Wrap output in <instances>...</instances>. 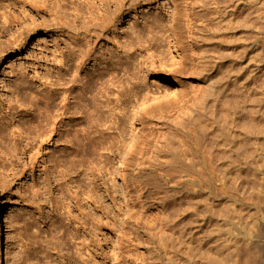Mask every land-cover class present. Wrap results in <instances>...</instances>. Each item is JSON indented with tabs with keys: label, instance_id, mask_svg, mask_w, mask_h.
I'll use <instances>...</instances> for the list:
<instances>
[{
	"label": "rangeland",
	"instance_id": "374dc122",
	"mask_svg": "<svg viewBox=\"0 0 264 264\" xmlns=\"http://www.w3.org/2000/svg\"><path fill=\"white\" fill-rule=\"evenodd\" d=\"M131 1L91 42L92 60L80 69L82 77L103 67L117 72L103 100L115 117L124 113L125 133L103 132L94 164L81 154L73 166L74 147L57 137L15 151L9 136L20 118L5 114L9 106L22 115L44 111L35 97L69 71L73 33L57 28L60 14L37 15L31 5L42 0H0V15L24 21L0 39V134L7 136L0 137V202L9 251L0 264H264V0H137L130 8ZM154 19L152 37L145 25ZM133 26L143 36L129 45ZM21 32H29L22 44ZM198 118L207 124L206 150L198 146L188 168L179 152L195 150Z\"/></svg>",
	"mask_w": 264,
	"mask_h": 264
},
{
	"label": "bare ground",
	"instance_id": "6f19581e",
	"mask_svg": "<svg viewBox=\"0 0 264 264\" xmlns=\"http://www.w3.org/2000/svg\"><path fill=\"white\" fill-rule=\"evenodd\" d=\"M125 1L126 0H42L41 5L39 6L31 5L34 9L37 10L38 16H41V13L48 14L49 16L53 17H57L58 14L71 16L68 23L64 22L62 24V21H64L63 15H59L58 19L60 20V23L57 24L55 22V18L52 19V22L56 23L58 29L67 27L70 31H72L74 35H69L70 32H68L67 35L72 40L74 46L69 53V58H67V64L71 63V66L65 67L68 68L69 71L66 70L67 72L61 75L62 77H57L58 80H56V78V81L54 80L55 82L53 81L52 83H50L49 87L51 86V89L46 95H40L41 97H38L39 95H36L37 97H35L38 99V101H43V112L38 110L37 113L34 112L35 114H32L28 113L29 111H25V114L22 115L23 113L20 114V112H22L21 110L17 111L18 107L16 108V110L11 106L7 108V112L5 114L9 117L12 116V121L15 120L16 116L20 118V120L17 122L18 125L16 127L18 130L17 135L15 134L16 131H11L9 136V138L18 143V145L15 144V151L19 146L20 150H22V153L27 154L35 148L37 142H40L42 146L45 145L47 141H50L54 137H57V143L61 142L64 145L70 144L74 147V150L72 151L73 162L74 158L80 156L81 154H86L90 158L89 164H94L95 160L97 159L98 150H104V147L101 148V142L95 140L97 136L101 138L103 132L116 134L120 137L124 135L126 124L124 113L119 112L120 114H122V116L116 115L117 117H115L116 109L110 107L109 102H106V99L108 97H105V99L103 100L104 96L107 94V86H115V82L117 81L116 79L118 77L117 72H111L108 67H103V70L100 71V74L98 73L95 76L86 75L82 77V75L80 74V69L84 67L85 62L92 60L91 54L94 49L92 48L91 42L94 39L98 40L105 33L109 32L115 21L123 16L125 11ZM136 1L137 0H132L130 2V8L136 5ZM143 4L146 5L148 3L143 2ZM172 10L173 17L171 26L172 31L175 34L174 28L177 21V16L175 13V9L172 8ZM215 10L217 9L215 8ZM69 11L71 12L69 13ZM23 23V20H20L13 15H0V39L10 32L12 33V30L16 27H22ZM156 25H159L157 19L152 20L150 25H145V27L149 29V34L152 37L158 34V32H154ZM45 26L47 27V25ZM66 29L65 31L61 32L63 34L66 33ZM141 29L142 28L133 26L132 34L127 35V41H129V45H133L141 40V37L143 36V31ZM28 33L29 32L24 35V33L21 32L19 34L20 39L17 40L18 43L22 44ZM81 34H83V36H81ZM14 42H16V38L14 39ZM8 48L9 44L7 45V47L1 49L2 51H5V49ZM94 60H97V58H94ZM208 63L209 59H207L206 53L204 52V57L201 60V64H203L202 66H204ZM194 64L195 68H198L200 66L196 59ZM103 75H108L107 81H104ZM67 77L69 78L67 79ZM202 79L203 82L206 83V78ZM98 82H100L99 86H105L103 87V89H99V92L94 87L98 85ZM135 83L138 85V82ZM53 86L56 87L52 89ZM44 92L46 91L44 90ZM100 94L102 96H100ZM58 96L61 102L57 104L56 98ZM144 104L146 103H141L139 105V108H141L142 106H147V104ZM107 107L108 111H110V114L106 115ZM54 112H57V114ZM51 113L55 115L51 116ZM75 116H77L78 119L76 118V120H79V122L76 124H71L72 119H75ZM109 118L111 119L109 120ZM66 120L68 121L66 122ZM195 120L197 122V126L194 124L193 126H195L194 128L196 129V131L199 130V136H194V138L198 141L195 145L196 148L195 150L190 149L188 152H184L183 150L179 152V156L183 159V161H185L188 168H192L195 165V155L199 152L197 150V147L204 146L205 135L207 131V124H204V122L200 120V118ZM59 124H63L65 126H59ZM103 127H105V129H103ZM62 128H65V130L62 131ZM99 128L102 129L100 130ZM110 131L112 132L110 133ZM0 137L7 136H5L4 134H0ZM41 146L38 149H40ZM180 147H182V144H179L177 149H179ZM63 150L65 149L63 148ZM204 150H206V147ZM201 154H203V157L205 158L206 151H202ZM68 156L70 157V155ZM49 160L52 161L51 158ZM71 162L72 160L70 159V165ZM73 162V166L77 165L78 159L75 164H73ZM54 167L52 166L53 170H55ZM60 173L59 176L62 175ZM62 173L66 175L64 171ZM186 180L192 181L190 179ZM93 185L94 180L89 179V186ZM93 189L95 188L93 187ZM93 189L91 188V191ZM3 222V206L0 202V259L2 258V256L4 257V259H7L9 251L7 245L4 243V234L2 227ZM254 258L255 253H253L252 251L250 252L248 259Z\"/></svg>",
	"mask_w": 264,
	"mask_h": 264
}]
</instances>
